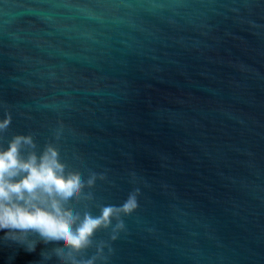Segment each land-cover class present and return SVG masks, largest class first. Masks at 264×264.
I'll return each mask as SVG.
<instances>
[{
  "label": "water",
  "instance_id": "95a60500",
  "mask_svg": "<svg viewBox=\"0 0 264 264\" xmlns=\"http://www.w3.org/2000/svg\"><path fill=\"white\" fill-rule=\"evenodd\" d=\"M8 111L0 143L63 127L99 203L140 189L108 264H264V0H0Z\"/></svg>",
  "mask_w": 264,
  "mask_h": 264
},
{
  "label": "clouds",
  "instance_id": "9594fccd",
  "mask_svg": "<svg viewBox=\"0 0 264 264\" xmlns=\"http://www.w3.org/2000/svg\"><path fill=\"white\" fill-rule=\"evenodd\" d=\"M12 119L10 111L0 118V139L6 138ZM62 134L63 127L56 129L55 141L43 146L31 131L0 143V246L18 245L33 253L40 244L52 245L40 251L38 264L53 258L57 264H108L112 242L127 230L123 217L139 208L140 189L120 205L99 203L94 189L106 173L89 169L85 176L64 159ZM93 204L99 215L91 211ZM101 230L109 232V239H96Z\"/></svg>",
  "mask_w": 264,
  "mask_h": 264
}]
</instances>
